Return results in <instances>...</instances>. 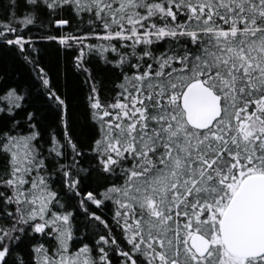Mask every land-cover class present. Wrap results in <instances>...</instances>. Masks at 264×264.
Returning a JSON list of instances; mask_svg holds the SVG:
<instances>
[{"label":"snow or ice","instance_id":"1","mask_svg":"<svg viewBox=\"0 0 264 264\" xmlns=\"http://www.w3.org/2000/svg\"><path fill=\"white\" fill-rule=\"evenodd\" d=\"M0 264H264V0L0 3Z\"/></svg>","mask_w":264,"mask_h":264},{"label":"trees","instance_id":"2","mask_svg":"<svg viewBox=\"0 0 264 264\" xmlns=\"http://www.w3.org/2000/svg\"><path fill=\"white\" fill-rule=\"evenodd\" d=\"M6 2V0H0V3Z\"/></svg>","mask_w":264,"mask_h":264}]
</instances>
